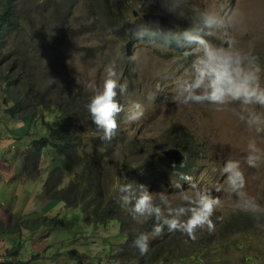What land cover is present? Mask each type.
I'll use <instances>...</instances> for the list:
<instances>
[{
  "label": "trees",
  "instance_id": "trees-1",
  "mask_svg": "<svg viewBox=\"0 0 264 264\" xmlns=\"http://www.w3.org/2000/svg\"><path fill=\"white\" fill-rule=\"evenodd\" d=\"M109 1L89 0V18L92 23L85 27L86 32L95 28L109 30L117 25L118 19L111 13ZM116 1L123 7V13L119 14V46H122L131 35L127 31L131 20L140 17V21H143L142 15L160 11L156 3L149 5L147 0ZM2 9L3 4L0 3V11ZM129 9L132 12L126 17ZM4 10L10 12L12 7L5 5ZM7 22L8 14L0 13V37L1 27ZM138 23L140 22H135ZM7 25L11 27L13 22ZM59 31L62 32V28ZM55 38L37 31L28 43L15 49L9 47L6 54L12 58V67L6 74H1L0 71V90L4 95L0 105L2 119L7 115L13 116L19 125L15 140L27 144L26 150L21 154L24 161L23 172L27 176L39 178L41 156L43 151H48L55 166L45 182L44 195L56 203L37 218L11 215L5 222L0 221L2 230L7 229L16 236L23 231L27 232L28 237L41 230L46 232V238L37 234L45 242L43 252H31V256L38 257L23 260L22 250L19 253L22 245L19 244L8 249L7 255H2L0 264H28L33 260L36 263L41 257L39 255L45 254L47 249L51 254L56 250L57 255L65 254L75 264L251 263L252 260L247 258L245 261V257L236 259L245 248L249 249L247 241L242 239H246L248 231L256 228L251 214L241 210L234 211L228 217H224L222 213L219 216V208L216 210L213 219L223 217L216 221V228L221 233L214 231L210 234L203 231L193 241L180 232L169 233L165 229L162 236L149 241L150 251L147 255H141L133 246V241L140 232L151 231L152 222L138 224L133 221L128 210L119 207L116 201L120 185L128 182L145 183L144 177L149 179L151 185L164 183L172 165L163 156V151L177 148L190 159L198 152V145L186 131L181 130L179 133L177 126L170 129L167 137L136 136L126 144L121 127V123L126 121L123 112L117 117V135L110 143L103 142L100 138L102 133L92 123L86 108L92 95L83 98L81 90H76L71 83L64 85L57 80L45 89H37L32 85L34 69L27 64L36 62L35 53L38 48L54 50ZM29 53L34 54L30 60L26 58ZM93 54L97 55L96 52ZM123 68H127V64ZM51 77L54 75L51 74ZM69 85L73 87L71 91L67 89ZM153 146L156 147L152 148ZM116 155L122 158L118 161ZM66 165L68 170L64 169ZM177 169L184 175L190 171L189 164L183 168L177 166ZM65 180L68 183L65 184ZM59 205H63L60 210ZM54 211L56 212L53 213ZM237 213L246 215L238 218ZM227 238L233 240L225 241ZM216 241L220 245L216 250L210 249L211 244ZM94 247L99 248L98 260L92 256L85 259L83 255L90 253Z\"/></svg>",
  "mask_w": 264,
  "mask_h": 264
},
{
  "label": "clouds",
  "instance_id": "clouds-1",
  "mask_svg": "<svg viewBox=\"0 0 264 264\" xmlns=\"http://www.w3.org/2000/svg\"><path fill=\"white\" fill-rule=\"evenodd\" d=\"M26 1L0 0V3L3 4L0 13L8 14V22L1 27V74L8 73V69L12 67V58L6 54L9 47L12 46V49H15L19 45L28 43L31 36L37 31L42 33V30L46 29L48 34V23L45 16L38 14L36 17L29 18L26 11L21 10L20 2L25 4ZM114 2L118 3L119 1L114 0ZM147 3L149 5L156 3L160 12L147 13L157 16L147 20L144 19V14L141 23L129 26L127 31L136 39L130 41H142L161 49L174 47L176 49H171V52H176L178 56L182 52L185 58L191 57L188 67L173 81L171 95L164 96L165 106L169 103L175 105L176 108H179L180 105L208 104L214 106L216 111H225L229 109V106H233L231 111L249 129L254 130L257 134L264 133V111H261L264 110V68L254 53L253 45L249 43L247 46H241L233 35L236 25L240 23L236 10L211 5L201 6L194 0H147ZM75 4L81 5L89 18V0H74V2L68 0L64 7L74 10ZM5 5L12 7V10L5 11ZM119 5L120 12H122L123 7L120 3ZM108 7L110 8L109 5ZM159 17L167 19L169 23H164ZM12 22L13 25L8 27L7 24ZM120 27L121 25L117 24L109 31H119ZM61 28L62 32L59 31ZM73 28L74 25H71L69 29ZM55 30L51 37L57 38L65 31L64 23H61ZM56 38L54 40H57ZM133 42L132 44H134ZM130 43L128 42L129 52L126 57H131L133 62L130 59L124 61L123 64H127V68L122 67V69L130 78H133L131 74L137 71V64L146 63V61L138 60L137 52L131 56ZM124 44L121 46V52ZM127 88V82H121L115 60L104 67V74L99 85L94 82L79 88L75 85L76 90H81L83 98L92 95L86 108L92 123L102 133L100 138L105 143H110L117 135L119 129L117 117L122 112L125 113L127 122L140 121L143 125L152 124L159 117L162 118L167 114L163 103L152 99L151 94H149L148 100H144L143 95H135L141 103L132 102L129 104L128 97L130 95L126 94ZM0 94L4 99L1 90ZM0 105H2V100H0ZM177 120L174 119L170 125H166L156 136L146 138H159L161 135L167 137L168 132L174 126L179 128V133L181 130L186 131L178 125ZM17 127L19 125L16 124L13 116L7 115L2 119L0 112V150L3 151V156L6 155V150L10 145L16 147L9 151L10 155L19 148L20 142L15 140ZM8 141H10L9 144H7ZM194 141L196 142L195 139ZM24 145L26 147L27 144L24 143ZM174 152H180L183 155L184 160L181 164H176L177 157L173 155ZM22 153H15V155L19 156ZM45 154L52 158L48 151H43L38 168L39 178H36V180L42 181L41 190L43 191L45 182L55 166L52 158L54 164L50 171L45 173L42 168ZM162 154L172 167L169 168L167 180L161 184L171 186L175 191L171 194L167 191L159 192L162 185H151L149 179L144 177L145 183L140 180L141 184L128 182L120 185L116 201L121 209L128 210L136 223L152 222L151 231L140 232L133 241V246L138 249L141 255L149 253V241L162 236L165 229L169 233L180 232L193 241L198 239V232L213 233L216 221L223 219L219 216L215 217V220L213 219L223 200L234 201L237 208L251 214L257 228L264 229V207L255 196L245 191L247 181L239 159L228 156L219 169L220 174L225 177L224 182L209 188L194 182L192 177L188 176L191 174V169L185 175L179 173L177 166L183 168L186 158L188 159L183 151L169 148ZM115 157L118 161L122 158L118 155ZM3 161L6 163L5 159ZM262 162H264V151L257 147L254 139L250 140L244 163L248 168L259 169ZM23 166L24 161L21 156L19 165L15 166L19 169L16 172L26 175L23 172ZM2 172L6 177L11 173ZM44 175L46 180L43 182ZM66 183L68 180H65ZM34 211L33 215H29L32 212L2 214L0 221L4 220L5 222L6 218L11 215H27L26 218H37L46 212ZM246 213H239L240 215L237 217L244 218ZM13 236L16 237V235ZM17 238L21 237L15 239ZM17 246L16 242V245L13 244L11 248Z\"/></svg>",
  "mask_w": 264,
  "mask_h": 264
},
{
  "label": "rangeland",
  "instance_id": "rangeland-1",
  "mask_svg": "<svg viewBox=\"0 0 264 264\" xmlns=\"http://www.w3.org/2000/svg\"><path fill=\"white\" fill-rule=\"evenodd\" d=\"M68 0H27L26 3L20 2L21 10H25L29 18L36 17L42 14L46 17L48 23V37L50 38L61 23H64L65 31L56 39L54 50L50 48H38L35 56L34 64H27L32 67L31 82L37 89H45L51 85L54 80L60 81L67 85L69 83L75 88L82 85L88 86L90 83L100 84L104 74V67L115 60L118 66V73L121 82H127L128 88L126 94L130 95L129 104L132 102L141 101L135 95H143L144 100H148L149 94L152 99L161 103L166 111L164 117H159L152 124L143 125L142 122L122 123V130L128 140L133 137H153L162 131L166 125H170L174 119H178L177 123L184 128L198 143V152L192 158H186V164H189L193 181L206 185L209 188L217 184H222L225 177L220 174L219 169L222 167L224 160L231 156L233 159H239L242 164V169L245 172L246 188L250 195L255 196L262 207H264V162L260 164L259 169L248 168L244 163V157L247 155V145L250 140H255L257 147L264 151V133L257 134L254 130L249 129L246 124L241 122L238 117L228 110L216 111L214 106L203 105H180L176 108L175 105L169 103L165 106L164 96L171 95L173 81L183 73L191 62V57L185 58L181 52L178 56L176 52H171L170 49H161L154 45H149L142 41L133 42L134 39L130 35L121 52L119 46V31H109L103 28H95L92 31H85V27L91 25L92 20L87 17L86 10L79 4L74 5V10L64 7ZM201 6L211 5L224 9H235L240 23L236 25L233 35L239 41L241 46H247L251 43L254 47V53L259 58V63L264 68V0H194ZM111 13L118 19L120 5L114 0L108 2ZM132 9L128 10L127 16H130ZM123 13V11H122ZM63 15H65L63 17ZM62 17V18H61ZM140 17L131 20V25L140 21ZM62 21V22H61ZM61 22V23H60ZM74 28L70 30V26ZM42 34H47L46 29L42 30ZM102 35L101 37H97ZM130 40H133L132 42ZM128 42L130 43L131 56L134 52L138 53V60L146 61V63L137 64V71L131 74L133 78L122 69L123 62L130 59L126 57L129 52ZM97 53L95 56L93 53ZM33 53H29L26 58L31 59ZM131 62H133L130 59ZM51 74L54 77H51ZM71 85L67 86L68 90H72ZM51 88V87H50ZM49 89V88H48ZM91 89V88H89ZM0 100H2L0 94ZM264 111V110H261ZM10 141L7 142L9 144ZM156 146H153L154 148ZM15 145H10L6 150V155L0 150V160L5 159L6 164L1 167L0 171V215L17 213L29 215L35 214L34 210L46 211L49 210L53 203L45 198L44 191L41 190L42 181L36 180L34 176H26L20 174L15 166L19 165L21 155L26 147L24 142H20L19 148L15 153L8 154ZM151 148V149H152ZM150 149V150H151ZM52 164V158L47 154L43 157L42 168L45 173L49 172ZM68 165L64 169L68 170ZM17 169V170H16ZM10 173L12 176L6 177L4 172ZM16 174V176H13ZM46 176H43V182ZM37 182V183H35ZM183 183V182H182ZM160 191H167L169 194L175 190L171 186L161 184ZM187 187V185H185ZM63 205H59L60 210ZM240 210L236 207L234 201L223 200L219 207V216L221 213L224 217L230 216L234 211ZM57 211V210H56ZM54 211L53 213H55ZM237 216L240 214L237 213ZM120 229V226H119ZM45 230L35 233L33 236H27V232L23 231L21 235L14 237L9 230L0 231V256L7 255V250L13 244H21V258L30 260L36 258L37 255L31 256L32 253L43 252L45 245L37 234H42L45 237ZM203 231L198 232V237ZM215 233H221L218 228H215ZM51 235V237H54ZM15 239V240H14ZM29 239H33L32 241ZM233 240V239H225ZM247 246L244 252L237 255V260L242 257L252 260L246 264H264V229L254 228L247 232ZM14 241V242H13ZM219 242H213L210 249L216 250ZM12 249V248H11ZM13 251V250H12ZM11 251V252H12ZM24 251V252H23ZM57 250L51 254L47 252L40 254V259L34 263V260L28 264H75L72 258L65 254L57 255ZM217 256V254H212ZM85 259L89 256L99 258V248L94 247L90 253H85ZM38 257V256H37Z\"/></svg>",
  "mask_w": 264,
  "mask_h": 264
},
{
  "label": "water",
  "instance_id": "water-1",
  "mask_svg": "<svg viewBox=\"0 0 264 264\" xmlns=\"http://www.w3.org/2000/svg\"><path fill=\"white\" fill-rule=\"evenodd\" d=\"M153 17H157V16H155V15H153V14H145L144 15V19H150V18H153ZM164 23H169L168 21H167V19H164V18H162V17H159ZM173 155L175 156V157H177L176 158V164H181L182 163V161L184 160V157H183V155L180 153V152H174L173 153Z\"/></svg>",
  "mask_w": 264,
  "mask_h": 264
},
{
  "label": "crops",
  "instance_id": "crops-1",
  "mask_svg": "<svg viewBox=\"0 0 264 264\" xmlns=\"http://www.w3.org/2000/svg\"><path fill=\"white\" fill-rule=\"evenodd\" d=\"M6 163L3 161V159L0 160V166L2 167L3 165H5ZM11 176V174H8V178ZM39 212H43V211H39Z\"/></svg>",
  "mask_w": 264,
  "mask_h": 264
}]
</instances>
